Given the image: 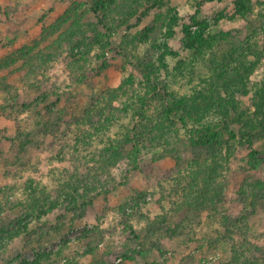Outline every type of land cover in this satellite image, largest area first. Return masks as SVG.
<instances>
[{"label": "rangeland", "instance_id": "1", "mask_svg": "<svg viewBox=\"0 0 264 264\" xmlns=\"http://www.w3.org/2000/svg\"><path fill=\"white\" fill-rule=\"evenodd\" d=\"M163 1V12L170 14L172 8L178 16L174 37L169 41L170 48L177 53L167 57L170 68L179 59L192 57L184 48L183 24L189 23V18L198 11L200 21L207 25L208 35L221 34L229 40L213 49L215 55L222 52L224 56L230 50L244 55L246 63L237 71L250 73L248 95L236 96L246 112L240 115L232 109L231 120L215 109L208 117V125L220 138L226 134L222 130L224 122L230 125L238 120L236 129H240L251 117L246 113L252 114L256 109L252 101L255 88L264 83V0H250L248 15L235 18V3L239 0ZM87 2L0 0V218L3 219L0 220V248L4 247L0 251V263L21 253L22 259L29 261L49 254L41 264H264V200L254 210L247 205L255 194H260L258 182H264L262 132L252 146L246 138L240 139L231 142L232 151L226 145L228 149L222 154L220 150L214 154L211 148L193 150L189 143L182 144L187 141L186 137L180 141L172 134L165 157L154 165L152 179L134 167L133 158L130 162L124 156L108 170L114 178L112 184H117L111 193L82 201L73 190H62L61 184L68 182L77 170L84 176L91 173L92 177L86 178L99 175L98 161L102 159L101 164H106L114 151L117 148L121 151L125 144L124 125L116 121L100 129L88 116L97 120L96 101L106 91L124 93L138 87L142 77L129 63L127 52L141 60L148 57L155 60L160 52L156 49L159 43L146 35L156 19L155 12L161 11L157 1L143 0V5H137L138 14L128 25L123 24V14L119 16L115 11L112 15L118 28L112 40L122 50L121 55L96 48L95 41L91 43V52L80 43L75 53L77 58H85L82 63L86 64V71L72 70L74 59L70 49L57 48L55 36L43 43V35L66 12H87ZM7 5L11 9L7 10ZM191 30L197 31L198 25ZM127 34L132 37L133 45L127 44L124 36ZM28 53L29 56L50 53L53 58H48L43 66L34 61L38 65L32 68L25 59ZM215 55L206 62L204 58H197L204 72L175 87L178 96L189 97L198 88L205 91L221 85L226 73L213 71ZM104 61L109 65L105 66ZM236 76L234 72L228 78ZM132 80L133 85L129 87L127 83ZM113 106L119 108L122 104L114 101ZM140 108L137 103L130 113ZM133 118L140 119L138 115ZM18 128L23 133H32L33 141L23 152L18 149L21 143ZM255 149L260 151L257 161H253ZM123 154L129 156L125 149ZM196 160L203 161L206 169L217 167L219 172L214 176L223 185L222 195L215 203L202 208L176 211L178 203L184 202V196L192 192L185 172ZM214 161L220 164L217 166ZM136 196H139L140 211L130 219L129 214L134 210L128 207L124 212L121 207ZM40 197L45 204L38 209L34 200ZM143 216L149 221L167 217L168 226L175 228L177 235L157 240L154 233L155 237L146 238L148 221L145 223ZM18 223L25 225L30 235L23 233L10 242L4 231L14 233L19 230ZM100 239L97 255L88 256L87 252ZM157 242H161L162 251L154 247ZM20 263L17 260L11 264Z\"/></svg>", "mask_w": 264, "mask_h": 264}, {"label": "trees", "instance_id": "2", "mask_svg": "<svg viewBox=\"0 0 264 264\" xmlns=\"http://www.w3.org/2000/svg\"><path fill=\"white\" fill-rule=\"evenodd\" d=\"M154 1H157V7L160 8L161 12H155L156 19L153 24L150 25L146 36L147 38H154L157 41L154 43H159L156 48L160 51L158 57L155 60L150 59V57H148L149 59L141 60L140 57H137L131 52H127L129 63L140 71L142 77L139 79L138 87L136 90L132 89L134 92L127 90L123 93L122 91L119 92L118 90L112 89L106 91L99 97V100L96 101L95 112L97 120H94L92 116H88L92 124L95 125L96 128L100 127V129L116 121L119 125H124L125 129L122 134L124 135V139L126 137V140L125 144H123V148L121 151L117 148L113 156L106 160V164H101L102 159L98 161L100 164L98 166V171H101L99 175L93 178H86V176H91V173L84 176L81 171L77 170L74 173L72 172L73 174H71V179L68 182L66 181L65 184H61L62 190H73L82 201H92L91 199L96 196H102L104 193H111V190L116 187L117 184H112L114 178L109 175L110 173L108 170L117 164V160H119L120 157L126 156L130 162L132 161L131 158H133L136 162V166L134 167L136 169L138 168L144 175H147L149 177L148 179H152L154 177V165L162 161L165 157V151L169 150V145L171 144L170 135L172 134L177 136L180 141L183 140V137L185 140L186 137L187 141L185 140L182 143L184 146H188L189 143L190 148L193 150L211 148L210 151H214V154L219 150L220 154H222L224 149H228L226 145H228L229 150L232 151L233 146H231V142L235 143L240 139L246 138L248 144L252 146L254 139L258 137V133L262 132L264 136V83L255 88V95L252 101L256 109L252 113L253 115L246 113L251 117L246 121L244 120L246 124L241 126L240 129H236L238 128V120L237 122L234 120V122L231 123L232 125H228V123L226 124V122H224L222 130H225L226 134L220 138L219 133L208 125V117L211 116V113L214 112L215 109L220 112L223 117H228L231 120L233 118L230 112L232 109L234 112H239L240 115L246 112L242 110V102H240V100L238 101L236 96L238 94L242 96L248 95L247 80L250 73H247L245 70H239L240 72L237 71V68L241 66L244 67V62L246 63L244 55L242 53H231V50L224 56L222 52L215 55V52H212L213 49H217L222 41L227 42L229 40L226 36L221 34L208 35L206 32L207 25L205 22L200 21L198 11L189 18V23L183 24L186 40L184 48L187 52L192 54V57L188 60L179 59L176 66L170 68L167 63V57L175 56L177 53L170 48L169 41L174 37V25H176L175 22L178 21V16L172 8L170 9V14H167L166 11L163 12V8L161 7L164 4L163 0H153V2ZM208 1L211 2L215 0ZM139 3L143 5V0H88L89 12L87 11L84 14H80L76 10H72L57 18L50 30L47 29L46 34L43 35V43H47V39L51 36H55L54 44L57 48L68 47L70 49V54L74 59L71 69L76 71L80 68V71H86V64L82 63L85 58H77L75 48L82 43L91 52V43L95 41L97 44L96 48L99 46L105 51L109 49L114 53L113 55H121L122 50H120L112 40V34L115 30H118L114 25V20L116 19H111L112 15L115 11H118L119 16L123 14V24L128 25V22L131 21L130 19L138 14L137 5ZM249 4L250 0L236 1L233 17H246L251 10ZM6 9H11V6L7 5ZM100 13H102V16ZM170 20H174V22ZM194 25H198V30L192 32L191 27ZM60 28H62V31ZM124 36L125 39H128L127 44H134L132 37L128 34ZM125 52L126 50L123 52L126 57ZM42 54L39 56L36 54L35 56H29L28 53L25 57L28 65L33 68L35 65H38V63L34 64V61H39V65L43 66L47 63L48 58H53V55L50 53ZM214 55L216 56V67L213 68V71L219 74L226 73V78L221 85L215 87L211 86L210 89H206L205 91L198 88L195 94L189 97L178 96L177 92L174 90L175 87L182 86L184 82H190V79L193 80L196 75L204 72L200 70L204 66H199L197 58H201V60L204 58L206 62L207 58H212ZM192 63L197 64L199 68L195 66V64L192 66ZM104 65L108 66L109 64L104 61ZM210 70L212 69L210 68L208 73ZM234 72H237L238 76L228 78V76L234 74ZM127 85L131 87L133 85V80L129 81ZM114 101H120L122 106L119 108L114 107ZM137 103H139L141 108L130 113ZM148 107H151L150 110L147 109ZM106 108H108V112ZM133 115H138L140 119L134 120ZM18 129L21 140L18 149L19 152H23L26 146L33 141L32 133L26 134L23 133L20 128ZM240 135H244L245 137H241ZM123 149L127 150L129 156L123 154ZM254 152L256 153V158L254 157L253 161H257L260 151L255 149ZM214 163L217 166L220 164L218 161H214ZM190 167L188 172H185V179L188 180L187 185H190V190L192 192L184 196V202L178 203L176 211L179 212L188 207L199 209L209 203H215L223 192V185L216 182L214 176V173L219 172L216 166L206 169L203 161L196 160ZM253 167H258V164H253ZM209 169H211V171H209ZM101 174L105 175L107 178H104ZM256 186L259 188L260 194H255L252 202L247 204L250 205L253 210L264 200V182H258ZM138 198L139 196L132 198V200H129L121 207L124 212L128 207L134 210L132 214H129L130 219L134 218L140 211V201H138ZM42 199L43 198L40 197L34 200L36 205L35 208L39 209L45 204ZM143 218L145 219V223L148 221V234L146 238L151 239L153 236L155 237L154 233H156L157 240L160 237L162 239L166 237L173 238L174 235H177V230L168 226L167 217L164 216L153 221H149L144 216ZM0 220L2 221L3 219L0 218ZM18 224L17 229L19 230L16 229L17 231H14V233L7 229L4 231L6 236L11 239L10 242L15 239L16 236H20L23 233L30 235L25 225L23 226L21 223ZM100 241H102V239L97 242V245L91 247L87 252L88 256L97 255L96 252L100 248ZM7 244L8 242L5 245ZM154 247L157 248V250H163L161 242L155 243ZM1 250H4L3 246H1L0 251ZM48 257L49 254H46L44 257L40 256L34 261H29L22 259V254L20 253L17 257H9L0 264H11L17 260H21L20 264H41V261ZM123 258H127V255L123 254ZM191 260H194V258Z\"/></svg>", "mask_w": 264, "mask_h": 264}]
</instances>
